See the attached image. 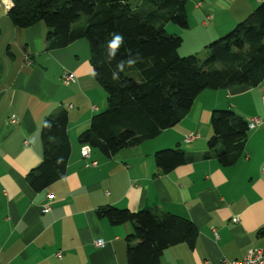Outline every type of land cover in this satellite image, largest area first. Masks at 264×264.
Masks as SVG:
<instances>
[{
    "label": "crops",
    "instance_id": "obj_1",
    "mask_svg": "<svg viewBox=\"0 0 264 264\" xmlns=\"http://www.w3.org/2000/svg\"><path fill=\"white\" fill-rule=\"evenodd\" d=\"M0 0V264H127L125 237L131 223L111 224L100 206L150 209L189 219L198 231L194 247H168L160 264H221L264 247V79L205 89L174 126L141 144L104 156L81 155L77 137L93 114L106 108V92L93 75L88 44L75 40L47 49V27L15 26L12 5ZM263 0H188L187 31L202 48L230 31ZM183 41V40H182ZM180 52V50H178ZM64 72L75 76L63 83ZM232 109L250 128L243 154L228 166L202 159L211 136L212 111ZM58 109L68 116L71 143L65 175L41 190L27 173L42 159L40 127ZM194 133L190 141L186 135ZM179 147L196 158L159 172L154 153ZM95 162V164H90ZM45 206L49 211L44 212ZM237 218L234 222L233 219ZM102 238L105 245L95 246ZM61 254V257H57Z\"/></svg>",
    "mask_w": 264,
    "mask_h": 264
},
{
    "label": "trees",
    "instance_id": "obj_2",
    "mask_svg": "<svg viewBox=\"0 0 264 264\" xmlns=\"http://www.w3.org/2000/svg\"><path fill=\"white\" fill-rule=\"evenodd\" d=\"M142 1L154 8L137 13L128 0H12L7 12L17 27L44 23L47 49L87 39L93 75L106 92L107 106L92 115L77 139L107 157L174 126L205 89L255 86L264 79V0L208 43L204 58L180 57L182 37L164 30L167 21L187 27L188 0ZM114 35L123 39L113 53L109 42ZM67 122L65 109L42 122V159L26 175L34 190L65 175L71 149ZM210 128L207 149L199 157L214 158L223 166L236 163L250 129L247 121L232 109L214 110ZM195 158L179 147L154 153L155 166L164 173ZM96 215L113 225L131 223L133 231L125 237L127 264H160L165 249L179 243L192 249L198 235L189 219L167 212L105 205L96 209Z\"/></svg>",
    "mask_w": 264,
    "mask_h": 264
},
{
    "label": "built area",
    "instance_id": "obj_3",
    "mask_svg": "<svg viewBox=\"0 0 264 264\" xmlns=\"http://www.w3.org/2000/svg\"><path fill=\"white\" fill-rule=\"evenodd\" d=\"M75 80V76L73 73L71 72H64L62 75V82L63 83H70V82H74ZM263 99V103H264V96L262 97ZM261 122V120L257 117H252L249 120H247V124H248V128H254L257 125H259V123ZM193 137H195L194 133H190L188 135L185 136L184 141L188 142L190 141ZM81 155L83 157H89L90 156V149L88 146H83L81 148ZM90 164H95V162H91ZM262 171L264 172V163L261 166ZM44 212L49 211V206H45V208L43 209ZM234 222L237 221V218L233 219ZM95 246H103L105 245V240L102 238H99L97 240H95L94 242ZM57 257H61V254H58ZM221 264H264V247H259V248H250L248 249V251L246 252L245 256H243L242 258L239 259H232V260H228L223 258L221 260Z\"/></svg>",
    "mask_w": 264,
    "mask_h": 264
},
{
    "label": "rangeland",
    "instance_id": "obj_4",
    "mask_svg": "<svg viewBox=\"0 0 264 264\" xmlns=\"http://www.w3.org/2000/svg\"><path fill=\"white\" fill-rule=\"evenodd\" d=\"M128 2L130 3L131 7L137 11V13L142 12V11L151 10L154 8L148 4H145L142 0H128ZM4 3L7 5L9 4L8 0H5ZM80 21L81 22L83 21V17ZM163 26H164V30L166 31V33L176 34V35H179L182 37L183 41H182V43L178 49V50H180V52H178L180 57H188V56H193V55L197 56L199 58L205 57V55H206L205 46H202V48H200V46L196 47V46L192 45L193 39H191V38L194 36L193 34L196 35L198 32L187 31V29L180 27L179 25H177L171 21L165 22ZM81 40H82L81 42H83L84 44H86V43L88 44V41L86 38H82ZM104 110H105V108H104ZM83 146H88L90 150L92 149L89 144H83L82 147Z\"/></svg>",
    "mask_w": 264,
    "mask_h": 264
},
{
    "label": "clouds",
    "instance_id": "obj_5",
    "mask_svg": "<svg viewBox=\"0 0 264 264\" xmlns=\"http://www.w3.org/2000/svg\"><path fill=\"white\" fill-rule=\"evenodd\" d=\"M122 37L120 35H114L113 40L109 42V48L114 51L118 48V46L122 43ZM129 64H132L133 61L129 60ZM118 68L122 71L123 70V64L121 63L118 65ZM115 75V74H114Z\"/></svg>",
    "mask_w": 264,
    "mask_h": 264
}]
</instances>
